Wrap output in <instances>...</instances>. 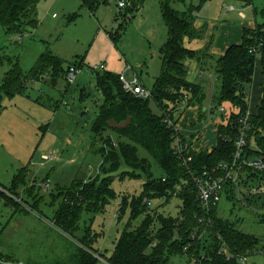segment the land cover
<instances>
[{
	"label": "rangeland",
	"instance_id": "1",
	"mask_svg": "<svg viewBox=\"0 0 264 264\" xmlns=\"http://www.w3.org/2000/svg\"><path fill=\"white\" fill-rule=\"evenodd\" d=\"M128 1L134 4L131 13L128 10L120 13L117 0H101L95 13H91L80 0H43L38 5L37 28H25L22 38L19 34H7L0 24V86L9 71L17 66L26 77L23 91L13 98L4 96L0 105V252L11 256L13 262L9 264L69 262L86 229L97 235L94 248L109 259L131 218L130 209L120 217L122 199L126 197L131 203L143 194L147 176L141 171H131L139 178L125 181L117 178L112 186L117 195L115 199L103 208L101 203H88L84 207L78 223L80 229L74 237L63 234L52 223L68 204L70 192L71 197L75 193L73 188L104 178L101 172L104 161L99 154L105 146L104 140L111 137L114 143H127L115 132L127 122L109 123L108 131L96 139L94 127L105 104L104 95L97 87L99 77L105 73L120 76L132 67L151 92L161 73V52L169 35L162 17L163 0ZM231 4L236 11L227 14L226 6ZM174 9L182 13L190 10L195 23L201 26L231 21L236 28V23L243 21V13L247 16L244 21L257 26L263 24L264 0H184L175 4ZM231 17L235 19L232 21ZM112 32L118 35L117 45L109 38ZM219 35L216 33L215 37ZM46 51L62 59L64 73L75 63L81 65L72 85L63 76L54 79L52 73L40 79L31 77ZM102 65L106 67L105 72H95ZM138 65L144 67L140 69ZM194 67L189 74L192 83L199 81V68ZM258 67L253 88L247 89V95H253L254 115L259 111L264 92L263 73ZM205 71L207 75L213 73L211 65ZM125 74L130 80L132 72ZM206 90L209 96H214L218 88ZM149 107L154 115H161L154 102ZM208 107L206 103L205 109ZM218 117L216 114L194 122L192 128H199L205 134L204 150L216 145L213 123ZM139 157L150 162L155 180L163 177L151 156L140 148ZM129 171L121 161V168L113 177ZM241 180L238 186H233V197L223 195L219 217L260 240L248 264H264V181L248 176ZM147 204L149 214L176 218L182 201L173 197L154 199ZM145 216H139L132 223L133 229L141 225ZM191 263L187 256L174 257L170 262ZM98 264H106L105 259Z\"/></svg>",
	"mask_w": 264,
	"mask_h": 264
},
{
	"label": "trees",
	"instance_id": "2",
	"mask_svg": "<svg viewBox=\"0 0 264 264\" xmlns=\"http://www.w3.org/2000/svg\"><path fill=\"white\" fill-rule=\"evenodd\" d=\"M42 1L0 0V24L4 31L9 35L19 34L22 38L26 33L25 28L36 29L38 5ZM100 1L80 0L82 6L91 13H95ZM183 2L184 0L162 2V17L169 35L161 52V73L154 83L150 99L127 94L120 76L105 73L99 77L97 87L104 95L105 104L94 127L96 139L102 138L108 131L109 123L120 125L127 122L124 128L115 131L127 143H114L111 137L104 140L105 146L99 151L104 161L101 169L104 178H98L96 183L73 188L75 193L71 197L72 191L70 192L68 204L62 207L52 223L63 234L74 237L80 229L78 223L84 207L88 203H101L103 208L110 200L115 199L117 195L112 186L117 178L120 181L139 178L131 171H141L147 176L143 194L140 198H133L131 203L126 197L122 199L120 217L130 209L131 218L109 259L94 248L97 235L86 229L84 237L74 247L69 262L57 264H98L102 259H105L106 264H170L172 258L177 256H187L193 264H242L239 258L248 259L260 246L261 242L257 237L244 234L236 224L220 218L219 206L211 207L210 214H205L198 201L192 173L211 171L232 160L234 141L239 132L237 121L250 109L247 89L254 83L258 66L261 67L264 78V9L261 11L263 24L257 25L255 29H245L242 43L230 47L224 56L215 60L212 68L217 77L218 91L212 97L207 112H203L207 102L206 90L203 85L188 80L189 70L185 65L187 61L194 59L201 65L207 53L200 52L198 55L188 51L184 42L186 39H201L204 31L196 29V20L190 10L182 13L174 9L175 4ZM133 5L130 3L125 10L131 13ZM109 38L117 45L118 35L112 32L109 33ZM254 50L259 52L258 57ZM63 63L61 58L46 51L33 69L31 77L40 79L52 73L54 79L61 76L66 78ZM72 66L80 69L81 65L75 63ZM25 81L26 77L20 67L10 70L0 86V105L4 96L13 98L20 94ZM186 96L188 101L182 108L181 103ZM151 101L161 110L160 116L153 114L149 107ZM222 106L229 107L232 112L226 119L227 123L217 128V147L211 152L204 149L196 152L190 148L186 158H191L192 161L180 160L173 147L175 131L165 124V120L169 118L178 124L184 111L197 107L199 121H202L208 116L218 115ZM258 110L250 119L252 130L247 139L248 157L258 155L256 150L264 153V94ZM182 139L192 145L187 139ZM139 148L151 156L162 170L163 177L160 180L154 179L150 162L139 157ZM121 161L130 171L113 177L119 172ZM252 172L248 171V177L264 181L263 177ZM262 188L258 186V189ZM234 194V188L228 187L226 195L233 197ZM173 197L182 201L179 217L149 214L147 202L154 199L170 200ZM143 214L146 215L144 221L133 229L132 223ZM205 216L209 217L210 225L199 223L200 218ZM262 223L264 224V219ZM205 230L207 233L201 240L194 239L196 234ZM228 254L231 256L230 260H227Z\"/></svg>",
	"mask_w": 264,
	"mask_h": 264
},
{
	"label": "built area",
	"instance_id": "3",
	"mask_svg": "<svg viewBox=\"0 0 264 264\" xmlns=\"http://www.w3.org/2000/svg\"><path fill=\"white\" fill-rule=\"evenodd\" d=\"M118 7L120 12L125 10L130 6L128 0H117ZM229 11H234V7L228 8ZM256 57H258L257 50H254ZM81 69L72 66L66 72V80L69 85H72L77 77V74ZM101 70L105 71V66L102 65L99 69L96 68L95 72ZM202 76V75H201ZM132 81H128L124 75L120 76V80L123 84L124 90L127 94H131L133 96H138L142 99H150L151 92L146 90L144 86L141 84L140 79L137 76L134 77ZM188 101V96L185 97L183 102L181 103V107H185ZM232 110L227 106H222L218 110V115L222 119V124L225 125L227 122V118L230 116ZM252 114L249 111L245 116L240 118L237 121V125L239 127V132L235 138V152L232 156V160L229 163H222L218 166V168L213 169L211 171L204 170L201 173H192V177L194 179V183L197 190L198 201L201 204L202 210L205 211L206 215L210 214V208L219 206L223 195L226 193L228 187L238 186L241 183V179L248 176V171H253L252 173L259 175L264 178V153L256 150L259 154L255 157H248L246 152L248 147V134L252 130L250 119ZM165 124L175 131V143L174 150L178 158L184 162H191V158H186L187 152L189 149H193L192 146L188 142L183 141V135H181L179 130V125H177L174 121L167 118L165 120ZM227 139V137L225 138ZM194 150V149H193ZM264 185V183H263ZM209 217L205 216L200 218L199 223L202 225L211 224V221L208 219ZM207 233V230L203 231L201 234H196L194 239L201 240L202 237ZM231 256L227 255V260H230ZM242 264H248V259L239 258Z\"/></svg>",
	"mask_w": 264,
	"mask_h": 264
},
{
	"label": "crops",
	"instance_id": "4",
	"mask_svg": "<svg viewBox=\"0 0 264 264\" xmlns=\"http://www.w3.org/2000/svg\"><path fill=\"white\" fill-rule=\"evenodd\" d=\"M231 6L234 7L233 4L226 6L227 7V14H231V13L236 11L235 7H234V11H229L228 8H230ZM240 13H242V12H240ZM240 13H238L239 18H241ZM245 15L246 14H244V13L241 15L242 18L244 17L243 21L237 22L236 28H234L235 24L231 23V21H227V23H223L221 25H216L217 24L216 21L213 22L211 25L202 24L203 26H201V24L198 25L197 23H195V27L197 30H199L200 32L204 31L202 38L199 40H194V41H190L188 39L185 40L184 44H185V47L188 51L194 52L198 55L200 52L201 53H204V52L207 53L206 58L201 65H199V63L197 62L196 59L187 61L186 65H185L188 67L189 74H190L191 67L195 66L196 68H199L198 70L200 72H198V74H197L198 75L197 78L199 81L196 83L203 85L205 90L210 89V88H214L216 86L215 84L217 81V77H215L214 71H213V73H211L209 75L206 74L205 70L207 69V67H209L210 65H211V67H213V65L215 64V60L224 56L225 53L228 52L227 50L230 47H232L234 45L241 44L242 40H243V34H244L245 29H255L256 25H251L250 24L251 22L244 21L245 19L247 20V16H245ZM231 19L233 21L235 18L231 17ZM205 32L207 33L206 35L204 34ZM216 33H220L219 37H217V38L215 37ZM211 37H215V40H213L212 42H210ZM189 63H190V65H189ZM142 67H144V66L143 65L139 66L140 69ZM126 72H132L131 79L128 81H132L133 79H135L134 77L137 76L138 79H140L141 84L143 86L145 85V81H144L143 77L140 74H138V72L134 68L129 67L125 71V73ZM125 73H123L122 75H124L126 77ZM141 74H142V70H141ZM188 80H189V76H188ZM253 85H254V83H253ZM253 85H252V88H253ZM145 89L148 90L147 88H145ZM206 94H208V93L206 92ZM263 94H264V92H263ZM208 96H209V94H208ZM212 97L213 96L210 97V100H209V98H207L206 103L209 104V107L211 105ZM249 97H250V112L252 115H254L252 112V109H251L253 95H250ZM262 98H263V96L260 99L262 100ZM261 100H260V104H261ZM260 104H259V107H260ZM259 107H258V109H259ZM203 112H207V109H204ZM196 120L199 121V114H198L197 107L187 109L179 117V122H178L179 126L178 127H179V130H181L183 137L192 143V145H193L192 148L197 152L206 146L205 143H207V141L204 142L205 134H201V130H198L199 128L198 129L192 128L194 126V122ZM213 124L215 125L216 145L214 147H212L211 150H208L209 152L213 151L217 147V128L219 125L222 124V119L220 117H218L214 121ZM184 126H185V128H184ZM196 130H198V131H196ZM209 141L210 140H208V142ZM210 144H211V141H210ZM6 253H9V251L6 250ZM11 259H12L11 256L3 255L0 252V264H9V263L13 262Z\"/></svg>",
	"mask_w": 264,
	"mask_h": 264
}]
</instances>
